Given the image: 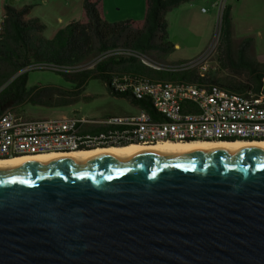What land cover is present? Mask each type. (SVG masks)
<instances>
[{"label": "water", "instance_id": "95a60500", "mask_svg": "<svg viewBox=\"0 0 264 264\" xmlns=\"http://www.w3.org/2000/svg\"><path fill=\"white\" fill-rule=\"evenodd\" d=\"M0 264H264V148L0 163Z\"/></svg>", "mask_w": 264, "mask_h": 264}, {"label": "trees", "instance_id": "16d2710c", "mask_svg": "<svg viewBox=\"0 0 264 264\" xmlns=\"http://www.w3.org/2000/svg\"><path fill=\"white\" fill-rule=\"evenodd\" d=\"M188 1L191 0H146L143 25L136 29L127 20L105 22L95 3L84 0V20L66 25L51 38L42 35L44 24L35 17L26 16L28 6L16 8L5 5L4 26L0 31V114L8 109L19 114L27 104L46 107L69 104L77 98L81 86L88 79L98 78L111 94L127 98L136 107L145 108L154 119H159L161 115L149 99L110 89L112 75L122 73L161 81H208L238 92L249 87L251 91H258L264 80V62L247 53L244 40L234 49L230 39L228 4L224 5L220 16V37L216 45L219 69L199 78L194 71L156 69L142 62L141 57L146 56L152 62L166 63L160 59L161 56L174 48L168 39L166 13ZM118 48L124 52L114 53ZM152 52L157 54L152 55ZM35 66L53 68L65 80L74 83L75 89L67 93L65 89L50 85L27 88L28 71ZM221 69L244 73L245 77L236 80L231 75L218 76ZM225 141L235 142L236 139Z\"/></svg>", "mask_w": 264, "mask_h": 264}, {"label": "built area", "instance_id": "2783aa9c", "mask_svg": "<svg viewBox=\"0 0 264 264\" xmlns=\"http://www.w3.org/2000/svg\"><path fill=\"white\" fill-rule=\"evenodd\" d=\"M43 1V0H41ZM220 18L225 0L213 2ZM3 16L0 18V31ZM118 53L124 52L118 48ZM111 53V52H109ZM209 54L178 66L152 62L142 56L143 63L156 69H191L205 78L209 72ZM41 67V66H40ZM188 85V80H179ZM114 92H126L135 98H147L156 111H165V118L154 119L145 108L125 116L77 118L72 116L24 118L8 109L0 114V159L23 155L60 153L96 148L124 146L130 143L153 145L163 141L187 142L193 140L225 141L264 139V111H242L227 104L208 103L206 97L181 95L178 86L156 89L144 76L126 79L122 74L112 75L109 81ZM255 92L264 102V80L258 91L251 87L243 92Z\"/></svg>", "mask_w": 264, "mask_h": 264}, {"label": "rangeland", "instance_id": "374dc122", "mask_svg": "<svg viewBox=\"0 0 264 264\" xmlns=\"http://www.w3.org/2000/svg\"><path fill=\"white\" fill-rule=\"evenodd\" d=\"M219 1L213 0L212 2ZM17 6L30 4L29 17H35L45 28L42 35L51 38L56 30L68 25L70 20L77 22L81 18L80 0H17ZM140 0H106V9L119 8V15L131 13L138 16ZM230 6L231 34L230 39L236 50L242 41L247 45V53L260 62H264V0H225ZM204 0L193 7L173 8L166 13L168 39L174 48L161 56L164 65L178 66L195 61L209 54V71L219 69L217 42L220 37V18L216 4ZM3 0H0V18L3 16ZM60 18V19H59ZM244 43V44H245ZM152 52V55H156ZM155 61L154 58H151ZM181 71V70H175ZM192 71V70H189ZM196 75L197 71H194ZM218 76L231 75L236 80L244 79V73H235L221 69ZM50 85L69 92L75 89L74 83L65 80L53 68L35 66L28 71L27 88ZM88 97V98H85ZM17 112L16 110H14ZM134 104L127 98L113 95L103 81L90 78L81 86L77 98L69 104L46 107L24 105L19 113L24 118L63 117L100 118L104 116H125L135 114ZM18 113V112H17Z\"/></svg>", "mask_w": 264, "mask_h": 264}, {"label": "bare ground", "instance_id": "6f19581e", "mask_svg": "<svg viewBox=\"0 0 264 264\" xmlns=\"http://www.w3.org/2000/svg\"><path fill=\"white\" fill-rule=\"evenodd\" d=\"M3 26H4V22L2 20V27ZM115 52L118 53V51H114V53ZM181 70H191V69H181ZM192 71H196V70H192ZM123 76L126 79H137L138 76H143V75L123 73ZM144 77L147 78L146 76ZM147 79L150 83H155L156 89H168V86H178V92L181 95H189V88H190L191 95L198 97H206V93H211L208 94V103L211 104H218V103L227 104L231 106V108L233 109H239L242 111H264V102L259 101V96L258 94H255V92L232 93L231 89L218 86L216 84H212L211 82L208 81H188L189 86H187V85H179V80L161 81V80H152L150 78ZM158 113L159 115L162 116V117L160 116V118H165V111H158ZM246 146L264 148V140H253V141L236 140L235 142L210 141V140H194L188 142L163 141L153 145L130 143L124 146H111V147L96 148L91 150L16 156L6 159H0V163L3 162L24 163L28 161H36V160L39 161L44 159H55L61 157L71 158V157L93 156V155H101V154L116 155L124 151H138V150L180 151V150H186L192 148L230 149V148H239Z\"/></svg>", "mask_w": 264, "mask_h": 264}, {"label": "crops", "instance_id": "0c3cea01", "mask_svg": "<svg viewBox=\"0 0 264 264\" xmlns=\"http://www.w3.org/2000/svg\"><path fill=\"white\" fill-rule=\"evenodd\" d=\"M12 1H17V0H3V6H5L7 4H9L11 6H14L16 8H22V7H27L28 6L29 7V13H30V11H31L30 4L23 3L21 6H17ZM45 1L46 0H43V2H45ZM80 1H81V4H82V10H83V1L84 0H80ZM91 1L93 3H95L99 15L107 23L120 22V21H126L127 20V21H130L131 24L133 25V27L136 28V29L141 28V26L143 25L144 16H145V8H146V0H140V4L138 5V16L137 15H133L131 13L125 14V16L124 15H119L118 12L115 11L116 9L118 10L119 8H112L113 10L110 11L109 9H106V6H105V1L106 0H91ZM204 1H206L209 4H211L212 7H215V6L212 5L213 4V2H212L213 0H204ZM198 2H201V0H191V1L184 2V3L180 4L177 8H185L186 6L193 7V5L194 4H198ZM3 13H4V10H3ZM29 13L26 15L27 17H29ZM83 20H84V14L81 13V18L78 21L82 22ZM70 21L71 22H69L68 24L75 22L74 20H70ZM63 27H65V26H63ZM63 27H60L57 30H59V29H61ZM136 109L138 111V107H136ZM137 111H136V113H137Z\"/></svg>", "mask_w": 264, "mask_h": 264}]
</instances>
